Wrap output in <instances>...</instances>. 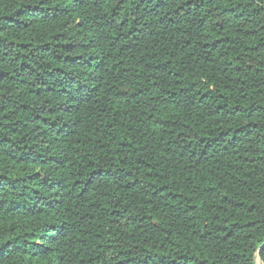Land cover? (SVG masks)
I'll return each mask as SVG.
<instances>
[{"label":"trees","instance_id":"16d2710c","mask_svg":"<svg viewBox=\"0 0 264 264\" xmlns=\"http://www.w3.org/2000/svg\"><path fill=\"white\" fill-rule=\"evenodd\" d=\"M0 264H264V0H0Z\"/></svg>","mask_w":264,"mask_h":264}]
</instances>
